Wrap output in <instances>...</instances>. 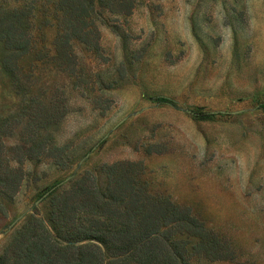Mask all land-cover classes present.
Masks as SVG:
<instances>
[{"label": "rangeland", "instance_id": "1", "mask_svg": "<svg viewBox=\"0 0 264 264\" xmlns=\"http://www.w3.org/2000/svg\"><path fill=\"white\" fill-rule=\"evenodd\" d=\"M23 7L28 93L20 102L0 64V120L29 100L60 112L36 130L43 147L21 161L15 190H0V255L21 228H57V200L82 179L193 219L201 238L172 236L179 264H264V0H94L87 47L72 39L65 55L50 5L0 0V14Z\"/></svg>", "mask_w": 264, "mask_h": 264}, {"label": "trees", "instance_id": "2", "mask_svg": "<svg viewBox=\"0 0 264 264\" xmlns=\"http://www.w3.org/2000/svg\"><path fill=\"white\" fill-rule=\"evenodd\" d=\"M43 1L51 6V15L61 23L55 50L65 55L72 39L87 47L86 36L91 32L88 19L94 0ZM29 15L27 7L0 14V64L20 102L28 91L21 84V71L16 63L27 51ZM155 100L169 101L165 96H156ZM37 103L38 108H34V102L29 100L22 105V111L20 106L17 113L0 120L2 195L8 196L19 183L21 161L39 155L44 142L35 138L36 130L55 122L53 116L60 112L50 98ZM213 114L200 112L195 116L206 119ZM11 138L15 142L8 146ZM82 182V179L77 181L65 197L57 200L51 217L57 228L48 231L39 221L35 222L37 228H21L1 251L0 264H103V252L98 245L110 253V264H179L183 260V244L172 236L186 233L201 238L203 235V229L193 219L165 198L154 202L149 196L136 194L129 199L125 195L104 196L93 182L87 187ZM56 190L57 185L51 186L43 197Z\"/></svg>", "mask_w": 264, "mask_h": 264}]
</instances>
